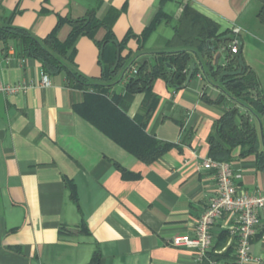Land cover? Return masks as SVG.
<instances>
[{
    "label": "crops",
    "instance_id": "0c3cea01",
    "mask_svg": "<svg viewBox=\"0 0 264 264\" xmlns=\"http://www.w3.org/2000/svg\"><path fill=\"white\" fill-rule=\"evenodd\" d=\"M187 4L223 30L241 27L244 57L264 93V25L256 15L257 0H0V27L25 28L42 40L60 16L82 17L91 8L100 19L115 13L116 37L134 33L122 52L129 57L128 67L152 52L173 49L175 25ZM159 12L165 17L141 39ZM70 31L64 24L59 39L64 41ZM106 32L101 27L95 38L80 35L74 61L66 57L64 63L88 79L98 78L102 69L96 40ZM215 58L225 62L221 51ZM195 60L200 70L186 87L175 91L162 79L154 84L160 101L147 129L176 146L146 163L76 111L86 93L69 84L67 71L48 75L38 59L23 53L16 38L0 40V86L28 84L16 93L0 91V264H89L96 251L100 264H197L191 248L176 247L171 239L193 235L196 218L215 195V171L202 162L210 156L216 121L238 101L206 102L203 94L215 99L222 89L202 72L200 60L205 64V59ZM45 74L50 85L40 83ZM123 75L124 69L113 90L133 117L144 93L129 94ZM254 120L264 148V114ZM240 152L236 147L229 160L241 174L238 185L264 193V169L257 166L256 155ZM117 164L139 177L125 178ZM67 180L76 186L77 201ZM252 253L256 264H264L263 215Z\"/></svg>",
    "mask_w": 264,
    "mask_h": 264
},
{
    "label": "trees",
    "instance_id": "16d2710c",
    "mask_svg": "<svg viewBox=\"0 0 264 264\" xmlns=\"http://www.w3.org/2000/svg\"><path fill=\"white\" fill-rule=\"evenodd\" d=\"M257 2L256 15L264 25V0ZM116 16L113 13L100 19L96 8L89 9L82 17L60 16L56 27L42 40L34 37L25 28L8 24L0 27V40L16 38L21 43L23 53L38 59L48 75L67 71L69 84L74 88L84 89L86 93L84 100L75 104L76 111L146 163L158 160L176 146V143L160 139L147 129L160 101V96L154 91L156 80L163 78L173 90H180L187 86L191 63L196 62L195 59L204 58L205 64L200 60L202 72L204 71L207 77H213L222 91L215 99L206 94H203V99L208 103L220 105H224L230 98L238 101L216 121L215 131L209 137V157L218 161H229L233 157V150L240 147V156L255 154L257 166L264 169L262 133L254 120V116L264 114V93L256 71L246 62L239 33H236L233 27L223 30L217 21L187 4L175 25L173 49L152 52L127 67L129 57L122 52L134 33L129 32L123 40H119L113 31ZM163 16L162 12L156 15L141 33V39L145 40L149 36ZM66 23L71 26V31L62 41L58 32ZM101 27L107 29L105 37L96 40L100 49L99 64L102 71L98 78L92 80L78 71L71 70L63 59L69 57L73 62L78 37L89 35L95 38L97 30ZM236 38L240 41V47L234 53L232 44ZM219 51L225 56L224 63L215 60V53ZM134 65L137 71L131 72ZM123 69L126 91L129 94L144 93L140 110L133 117L121 106V94L113 90V85ZM199 70L197 65L192 77L196 76ZM117 166L125 178L139 177L122 165ZM66 184L71 197L77 201L74 182L67 180ZM82 230L87 228L84 226ZM89 264H100L98 251L94 253Z\"/></svg>",
    "mask_w": 264,
    "mask_h": 264
},
{
    "label": "built area",
    "instance_id": "2783aa9c",
    "mask_svg": "<svg viewBox=\"0 0 264 264\" xmlns=\"http://www.w3.org/2000/svg\"><path fill=\"white\" fill-rule=\"evenodd\" d=\"M236 33L241 27H233ZM236 38L232 51L239 50ZM134 65L131 72H136ZM50 85L51 79L45 74L41 81ZM28 87L25 82L0 86V91L16 93ZM206 169L216 174L215 195L193 224V235L177 234L171 244L181 248H191L197 264H256L252 253V240L257 232L260 217L264 216V193L251 192L238 185L236 174L229 161H218L207 157L202 162ZM226 241L220 244L222 236Z\"/></svg>",
    "mask_w": 264,
    "mask_h": 264
},
{
    "label": "water",
    "instance_id": "95a60500",
    "mask_svg": "<svg viewBox=\"0 0 264 264\" xmlns=\"http://www.w3.org/2000/svg\"><path fill=\"white\" fill-rule=\"evenodd\" d=\"M195 67H196V63H195V62H192L191 65H190V73H189V75H188V81L191 79V77H192V73H193ZM262 135H263V134H262Z\"/></svg>",
    "mask_w": 264,
    "mask_h": 264
},
{
    "label": "rangeland",
    "instance_id": "374dc122",
    "mask_svg": "<svg viewBox=\"0 0 264 264\" xmlns=\"http://www.w3.org/2000/svg\"><path fill=\"white\" fill-rule=\"evenodd\" d=\"M158 79H162V80H164L163 78H158ZM165 81V80H164ZM166 82V81H165Z\"/></svg>",
    "mask_w": 264,
    "mask_h": 264
}]
</instances>
